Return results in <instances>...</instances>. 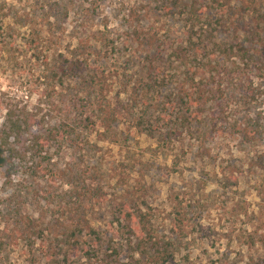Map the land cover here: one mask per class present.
Here are the masks:
<instances>
[{
    "label": "rangeland",
    "instance_id": "obj_1",
    "mask_svg": "<svg viewBox=\"0 0 264 264\" xmlns=\"http://www.w3.org/2000/svg\"><path fill=\"white\" fill-rule=\"evenodd\" d=\"M166 3L0 0V264H114L106 240L120 264H264V63L192 49ZM244 6L233 0L230 19ZM220 32L221 48L238 40ZM150 77L159 87L145 91ZM183 86L200 104L196 130L170 111ZM94 97L107 113L75 141L57 137L82 129ZM9 111L31 125L3 145ZM257 116L251 142L241 130ZM135 216L158 250L131 259ZM74 217L89 256L57 247Z\"/></svg>",
    "mask_w": 264,
    "mask_h": 264
},
{
    "label": "trees",
    "instance_id": "obj_2",
    "mask_svg": "<svg viewBox=\"0 0 264 264\" xmlns=\"http://www.w3.org/2000/svg\"><path fill=\"white\" fill-rule=\"evenodd\" d=\"M167 1V11L170 12L173 7L178 8V13L181 14L187 23V35L186 39L189 45H191L192 49L201 51L202 54L204 51L208 50V48L218 49V51H221V60L220 62H223L225 57H229V55L236 56V61L241 62L244 66H248L251 69H254L256 71L261 70V65L264 63V10L262 8V4L260 0H239L240 1V7H243V14H239V18L237 19H230L229 15V9L230 5L233 3V0H166ZM206 1V2H204ZM252 2V4H251ZM209 4L207 8H205V4ZM261 4V5H260ZM241 18L243 20H241ZM225 26H228L231 29V33L233 35H236L238 37V40L236 43L231 42H224L222 48L220 46L221 39L217 37V34L220 35V31L222 29H225ZM230 41V40H229ZM190 53V52H189ZM183 55H188L183 54ZM190 55L194 56V53L192 52ZM189 57V55H188ZM186 59V58H183ZM183 59H181L183 61ZM190 61L191 59H197V58H188ZM187 60V59H186ZM151 60H147L145 62L146 67H153ZM81 64V63H80ZM72 65L74 69L77 67V63H70L71 67ZM154 68V67H153ZM65 67L60 68L61 73L64 71ZM89 79H85V82L90 85L92 83V73H88ZM159 80L156 78H149L147 80L146 89L145 91L151 89L152 85L154 87H159ZM176 95L175 99L170 100V111L173 112L174 110H180L179 115L181 118L179 120H182L183 123L186 122L188 119H192L194 123L193 130H196L195 128H198L197 126L202 123V114L199 108V103L195 100L192 101L190 90L187 86L181 87ZM242 94H245L244 91H242ZM95 100V97L93 98L91 105H90V112L91 114L89 116H86L83 120V124L81 125L82 129L75 132L72 129L70 130H64L62 127H58V130L60 131V134L56 135L57 137H61L64 139H67L68 141H75L78 137L77 134H82V130H85L87 128L88 124H91V119L93 116L100 117V114L103 115L107 113L108 109L106 106L101 105V103H97ZM94 101V102H93ZM164 104V103H163ZM189 113V114H187ZM172 114H167L165 118L169 121L171 120ZM178 118V117H177ZM31 119L27 116H19L18 114H15L14 112H7L6 114V123H4L2 127V133H3V140L2 144L7 145L8 139L13 138L17 139L25 130H27L31 123L29 122ZM143 124H147V127L151 126L152 122L151 119H145L142 120ZM187 125L188 129H191ZM193 126V125H192ZM75 133V134H73ZM241 135L243 137L248 136L250 141L256 137L261 136V116L252 117L247 119V122L244 125V128L241 130ZM36 138V137H35ZM249 141V142H250ZM248 142V143H249ZM10 153L13 152V148H9ZM260 159L261 157H257ZM226 169H229L228 167L221 168V173L225 175L226 177L229 175L230 171L226 173ZM230 170V169H229ZM227 179V178H226ZM229 179V176H228ZM81 211V210H80ZM82 213V212H81ZM119 214H121V217H127V212H124L123 210L119 211ZM118 217V216H117ZM136 217V216H135ZM132 218V217H131ZM76 217L73 218V224L71 227V230L69 231L68 235L62 240H59V244H57V247H63L64 245H67V248H69L71 251L78 252L82 251L84 255L89 256V250L88 248H85L84 246H81V241L79 235H81L83 224L81 220H75ZM137 221V224L134 227L133 234L136 236L133 238L134 240L128 236L126 241L127 245L129 247V258H134L135 254H142V253H153L154 250H158L157 242L154 243L150 238L146 239L143 236H141L139 233L143 231L146 226L144 225L143 221L140 220V218L136 217L134 218ZM119 222V219L117 220ZM123 226L121 225V228ZM133 229V226H124L125 228ZM129 235V234H128ZM131 239V240H129ZM105 249L109 247L111 250V253L113 255H104L105 257H109L111 261L114 264H120L117 262V258L119 255V251L117 250L116 246H107V240L104 242ZM120 246H122V242H120ZM157 248H156V247ZM101 247H97V250H100ZM142 248V249H140ZM104 249V250H105ZM162 249L164 250L165 247ZM102 251V250H101ZM158 253V252H157ZM62 261L65 259L64 253L62 254ZM144 258V257H142ZM137 260H133L135 262ZM123 264V263H122Z\"/></svg>",
    "mask_w": 264,
    "mask_h": 264
}]
</instances>
